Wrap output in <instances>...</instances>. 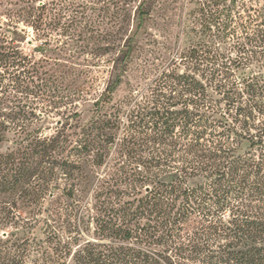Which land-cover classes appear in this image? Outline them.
I'll use <instances>...</instances> for the list:
<instances>
[{
    "label": "trees",
    "instance_id": "trees-1",
    "mask_svg": "<svg viewBox=\"0 0 264 264\" xmlns=\"http://www.w3.org/2000/svg\"><path fill=\"white\" fill-rule=\"evenodd\" d=\"M155 1L0 0V264H264V0H188L190 45L117 99ZM9 33L117 52L86 123Z\"/></svg>",
    "mask_w": 264,
    "mask_h": 264
},
{
    "label": "rangeland",
    "instance_id": "rangeland-1",
    "mask_svg": "<svg viewBox=\"0 0 264 264\" xmlns=\"http://www.w3.org/2000/svg\"><path fill=\"white\" fill-rule=\"evenodd\" d=\"M123 0H121L122 3ZM138 1L132 3L137 5ZM193 4L188 0H156L154 9L148 17L145 26L136 37V48L128 66V72L123 78V83L115 93L117 99L127 96L132 90L143 89L156 74L163 69L170 61L185 47L190 45L187 31L194 25V20L190 16ZM132 22L127 27L128 34L134 29V9H131ZM193 21V22H192ZM109 29V26L107 27ZM22 50L39 59L44 55L55 58L57 55L47 52V46L41 41L35 40L33 35L21 33H9ZM125 38V36H122ZM124 43V39L122 40ZM106 45V43H104ZM88 51L79 49V65L67 63L62 57V69L66 68L67 80L70 87L79 86V123H86L92 116V102L100 95L107 84L114 80L116 75L113 59L117 57V52H106L103 55H94ZM92 85V86H91ZM91 86L87 93H82L83 87ZM55 117L46 123V130L49 134L54 133L56 127L53 122ZM58 124V123H57ZM7 144H0V150H6ZM60 192L56 194L59 196ZM61 200L71 203V201L61 198ZM59 203H57L58 205ZM55 205V206H57ZM73 217V214H72ZM38 230V229H37Z\"/></svg>",
    "mask_w": 264,
    "mask_h": 264
}]
</instances>
